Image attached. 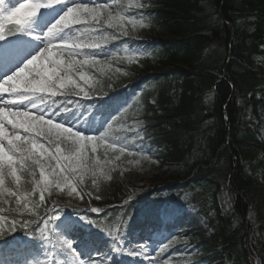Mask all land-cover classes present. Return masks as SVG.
<instances>
[{"label": "trees", "instance_id": "16d2710c", "mask_svg": "<svg viewBox=\"0 0 264 264\" xmlns=\"http://www.w3.org/2000/svg\"><path fill=\"white\" fill-rule=\"evenodd\" d=\"M141 8L150 18L142 30L172 42H160L158 55L139 66L146 70L171 67L174 71L162 72L157 89L144 95L132 112L138 123L148 129L152 125L169 136L158 140L165 148L161 162L182 165L181 172L171 178H184L201 166L189 181L191 186L204 189L194 197L197 215L192 222L198 228L183 240L193 247L197 245L190 239L199 242L203 256L250 264L245 251L248 240L250 254L264 264V171L262 179L258 171L264 170V143L246 117L250 103L264 110V99L255 97L264 86V71L250 69L258 43L264 44V0H142ZM249 17L252 23L246 20ZM131 27L126 26L139 30L137 25ZM228 47L232 59L225 68L226 79L216 87L208 119L202 107L193 108L201 101L194 91L215 83L211 71L222 76ZM182 66L186 69H180ZM132 70L137 71L135 67ZM102 86L104 81L91 88ZM150 97L155 99L154 105ZM157 108L162 115H157ZM78 184L82 192L73 195L78 204L86 203L84 196L94 204L118 203L126 196L116 173L105 180L88 171ZM8 208L20 207L13 203ZM180 240L178 237L176 242Z\"/></svg>", "mask_w": 264, "mask_h": 264}, {"label": "rangeland", "instance_id": "374dc122", "mask_svg": "<svg viewBox=\"0 0 264 264\" xmlns=\"http://www.w3.org/2000/svg\"><path fill=\"white\" fill-rule=\"evenodd\" d=\"M73 17H66L63 21H65V23H69L73 20ZM54 35H58L56 34V31L53 32ZM49 39H51V41L53 43H57L59 41L63 40V37L61 36H56L53 37L51 36ZM47 56V55H45ZM48 57V56H47ZM46 65V70L48 72L49 75H51L52 71H53V65L52 63H49V57L48 59H43ZM8 100H10V97H8ZM29 104V100L26 99H22V98H15L14 100V105L13 107L8 110L7 108V119L0 121V146L5 149V144H3L4 141H9L10 139H12L16 134V129L13 125V121H18V119L21 116V112L19 110L20 107H23L24 105H28ZM6 125H9L6 127ZM262 135L264 136V129L262 132ZM22 139H24V136H20ZM38 146L34 145L33 149H37ZM67 165L72 168L73 166H75V160L70 159L69 163H67ZM97 168V171L100 174H104L103 171V165L101 166H95ZM173 167H162L160 169H156V170H152V169H148V168H144L142 167L141 164L139 163H135V162H130L127 163L125 166H122L120 169V175L121 178L125 184V186L129 189V190H137L138 188H148L151 187V183L154 182H160V180H162L171 170H173ZM105 174H107V172H105ZM46 176L42 179L43 181H46ZM4 190L3 188L0 186V197H2L4 195ZM190 207L186 206V207H181L179 209L181 210H185L187 211ZM172 211L177 210L176 208H171ZM76 219H71L69 220V223H75ZM65 221H62L60 223V225H64ZM58 264H73L72 261L70 259L67 260L66 263L64 262H60Z\"/></svg>", "mask_w": 264, "mask_h": 264}, {"label": "snow or ice", "instance_id": "6c2138e0", "mask_svg": "<svg viewBox=\"0 0 264 264\" xmlns=\"http://www.w3.org/2000/svg\"><path fill=\"white\" fill-rule=\"evenodd\" d=\"M26 6L27 5H25V4H21L19 7L15 8L14 11H12L7 16V19L13 21L16 24L21 25V28H23V25L25 23V19H24L23 22H15L13 20V17L18 12H22L23 9L26 8ZM80 7L81 6H79V5L76 8L69 7L67 9V12L64 14V16L61 17V20H64L66 17H72L73 14L75 12H77ZM82 7H84V9L87 10V5H83ZM76 22L78 23L79 20L77 19ZM57 23H59V21ZM2 28H3V25L0 24V29H2ZM50 43H52V41H49V44ZM45 51H48L49 55H51L50 51L47 48L45 49ZM42 59H48V57L45 56L44 52H40L39 55H35L30 60H28L27 63L22 68H20L19 71L15 73V75L10 76L9 79L13 80V81H16L17 78L19 77L20 78V82H22L24 84V89L29 91V92H32V93L49 91V90L53 89L56 86V82H57L56 79H53V77L56 76L55 69H53L51 75H49L46 69H37L35 67H32V68L29 67V66H35L37 61L38 60H42ZM49 63H52V61H49ZM69 67H71V65H69ZM26 70L31 75V77H32L31 79H28L27 77H25ZM60 83L63 84L64 81L61 80ZM16 90L17 89H13V91H16ZM50 94L54 96L56 93L53 91V92H50ZM23 98L26 99V100H29V102L31 103L33 108L38 107V101L35 100V99H32V97L24 96ZM39 99H40L41 102L43 101V97H41ZM12 102L14 103V101H12ZM49 106H51V105H45L44 108L40 109L41 115H40L39 118H37V117H29L26 114H24V120L28 121V122L37 121L39 124H48L49 131L51 129H55V128L60 127V125H58V124L51 123V117H49L48 121L44 120L43 117H44L45 112H46V110H47V108ZM27 127H32V124L28 123ZM61 130L62 131H68V129H61ZM45 134H47V133H45ZM73 135H76V134H73ZM20 139H21V137H20ZM77 139L80 140V141H83L84 137L83 136H77ZM88 139H92V137H88ZM15 141L16 140H13V143L10 144V145L12 146L13 149H17V150L20 151L21 159L26 158L25 153L31 154V151H32L31 149H25L23 145L16 144ZM27 143H31V141H27L26 140L25 144H27ZM9 157L11 159V164H12L13 163L12 157L11 156H9ZM37 163H40L42 169L44 168V164L41 161L37 160ZM92 211H98V210L97 209H92ZM53 219H57V217H53ZM88 222L92 223V221H90V220Z\"/></svg>", "mask_w": 264, "mask_h": 264}, {"label": "clouds", "instance_id": "9594fccd", "mask_svg": "<svg viewBox=\"0 0 264 264\" xmlns=\"http://www.w3.org/2000/svg\"><path fill=\"white\" fill-rule=\"evenodd\" d=\"M27 7V6H26ZM25 19L24 13L22 12H18L14 17L13 20L15 22H23ZM53 27H55V25H53ZM51 31V30H50Z\"/></svg>", "mask_w": 264, "mask_h": 264}]
</instances>
